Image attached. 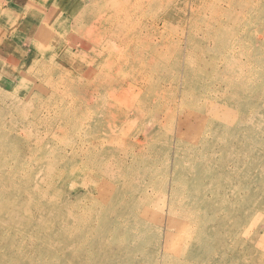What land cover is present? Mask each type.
<instances>
[{
    "label": "rangeland",
    "instance_id": "obj_1",
    "mask_svg": "<svg viewBox=\"0 0 264 264\" xmlns=\"http://www.w3.org/2000/svg\"><path fill=\"white\" fill-rule=\"evenodd\" d=\"M139 1L0 23V264H264V0Z\"/></svg>",
    "mask_w": 264,
    "mask_h": 264
},
{
    "label": "bare ground",
    "instance_id": "obj_2",
    "mask_svg": "<svg viewBox=\"0 0 264 264\" xmlns=\"http://www.w3.org/2000/svg\"><path fill=\"white\" fill-rule=\"evenodd\" d=\"M138 1V0H137ZM139 2H142V0L141 1H139ZM231 2V5L233 6V7H235L236 5H241L242 6V8L243 7H252V8H254V6H256L255 4L256 3H254V2H248V0H231L230 1ZM131 4L133 3V2H130ZM137 3V2H136ZM172 3V2H171ZM221 3V2H220ZM224 4V3H223ZM138 5V4H137ZM146 5V4H145ZM190 5V4H189ZM235 5V6H234ZM191 6V5H190ZM142 8V7H141ZM166 7H164L163 9H165ZM171 9V8H170ZM192 9V8H191ZM127 10V9H126ZM123 7H121V9L118 11L120 14H122L123 15V13H125V12H127ZM190 10V9H189ZM136 11H138V9L136 10ZM136 11L134 12V13H136ZM167 11H165L164 13H166ZM233 11H230V12H228V15H231L230 13H232ZM119 13H117V12H115V14H112V17L111 18H114V16L115 15H117V14H119ZM131 13V12H130ZM127 14V13H126ZM137 14V13H136ZM190 14V13H189ZM191 14H192V12H191ZM125 15V14H124ZM222 14H221V12L220 11H218L217 13H216V16L214 17V18H212V19H210L209 21H207V23H206V25L204 26V28H202L201 30H202V32L203 33H205L206 35H209V36H216V35H219V34H223V35H227L228 34V36H230V39L232 38V40H231V42H229L230 40H228V42L226 41V42H224L223 43V45L221 46V52H223V51H225V50H228V49H235V47H237L238 48V50H237V53H238V55H239V51H244V54H246L248 57L250 56L249 54H248V52L246 51L247 49L245 48V46H248V45H250V44H252L251 42H250V39H249V35L247 34V31L246 30H249V28L247 27H243V29H242V31H243V33H241L240 31H239V27H240V20L238 19V18H236L235 20H233V22H234V24H235V28H236V30H233V28L231 27V28H229V27H227V26H225L224 24H223V20L224 19H222V17L223 16H221ZM122 17V16H121ZM120 17V18H121ZM142 17V16H141ZM145 17H143V19H144ZM119 19V18H118ZM128 19V18H127ZM154 19V18H153ZM227 19H231V18H227ZM155 20V19H154ZM154 20H152V21H154ZM162 20V19H161ZM167 21V20H166ZM120 22V21H119ZM129 23L131 22L130 21V19H129V21H128ZM128 23V24H129ZM131 23H133V22H131ZM142 23V22H141ZM127 24V25H128ZM134 24V23H133ZM132 24V25H133ZM233 24V25H234ZM242 24H247L248 25V21H247V23L245 22V20H243L242 21ZM242 24H241V26H242ZM126 25V26H127ZM140 25V24H139ZM129 26V25H128ZM156 26V25H155ZM139 27V26H138ZM157 27V26H156ZM129 28H131V27H129ZM125 29H126V27H125ZM199 29V28H198ZM200 30V29H199ZM129 31V30H128ZM237 32H239L240 34H237ZM253 32V31H252ZM263 32V31H262ZM131 33V32H130ZM224 33H226V34H224ZM236 35H235V34ZM255 33V32H254ZM230 34H232V35H230ZM254 36V35H253ZM128 37H130L129 35H128ZM132 37V36H131ZM183 37V36H182ZM261 38V37H260ZM142 41V40H141ZM184 41V40H183ZM120 43V42H119ZM182 43V42H181ZM126 44H127V42H126ZM209 44V43H208ZM114 45H116L115 43H114ZM117 46H119V45H117ZM173 48V47H172ZM176 49H178V48H176ZM180 49V48H179ZM193 49V48H192ZM203 50V49H202ZM208 50V49H207ZM179 51V50H178ZM249 51V50H248ZM174 52H176V51H174ZM180 52V51H179ZM251 52V51H250ZM214 53V52H213ZM182 54V53H181ZM201 54V53H200ZM204 56V55H203ZM228 57H230V69L231 68H233V67H236V68H239V67H241L242 65H245V66H247L248 67V65L249 64H252L253 63V61L252 60H247L246 62H241L240 60H234L233 59V57L231 56V55H228ZM131 58V57H130ZM199 58V57H198ZM184 59V58H183ZM128 60V59H127ZM171 60V59H170ZM122 61H124V60H122ZM127 62V61H126ZM180 62V61H179ZM134 63V62H133ZM132 63V64H133ZM217 64V63H216ZM127 65V64H126ZM129 66V65H128ZM192 69H193V67H192ZM151 83V82H150ZM146 84V83H145ZM149 85V84H148ZM142 88H143V86H141ZM135 88V87H134ZM142 92V91H141ZM75 99V98H74ZM88 99V98H87ZM85 100V99H84ZM177 100V99H176ZM74 101V100H73ZM89 101H90V99H89ZM64 103H66L65 101H64ZM72 105V104H71ZM169 105V104H168ZM69 106V105H68ZM132 106V105H131ZM122 107V106H121ZM123 108V107H122ZM168 108V107H167ZM77 109H78V106H77ZM69 110V109H68ZM85 113V112H84ZM75 114V113H74ZM80 115H81V113H80ZM79 115V116H80ZM75 116V115H74ZM84 116V115H83ZM67 117V116H66ZM75 117H77V116H75ZM85 118H86V116H84ZM91 117V116H90ZM84 118V119H85ZM173 119V118H172ZM80 120V119H79ZM82 120V119H81Z\"/></svg>",
    "mask_w": 264,
    "mask_h": 264
},
{
    "label": "crops",
    "instance_id": "obj_3",
    "mask_svg": "<svg viewBox=\"0 0 264 264\" xmlns=\"http://www.w3.org/2000/svg\"><path fill=\"white\" fill-rule=\"evenodd\" d=\"M46 4L49 5L48 0H0V23L6 24V29L10 30L8 35L6 31V33L3 32L5 40H8V46L12 49L8 53L15 52L14 48L18 46V43L24 42V37L31 35L30 31H26V27L22 25L26 13ZM36 12H39L38 15L41 18L45 17V15L43 16L45 12L43 13L41 10Z\"/></svg>",
    "mask_w": 264,
    "mask_h": 264
}]
</instances>
